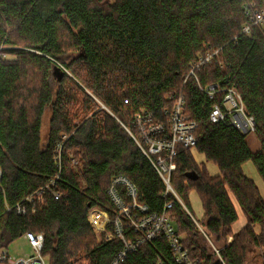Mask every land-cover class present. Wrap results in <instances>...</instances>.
Wrapping results in <instances>:
<instances>
[{
	"label": "trees",
	"instance_id": "1",
	"mask_svg": "<svg viewBox=\"0 0 264 264\" xmlns=\"http://www.w3.org/2000/svg\"><path fill=\"white\" fill-rule=\"evenodd\" d=\"M247 5L262 10L264 0H0V248L31 232L44 236L48 264H112L125 244L112 224L106 230L114 237L98 242L89 212L97 207L116 218L107 191L111 178L124 176L151 213L174 203L170 219L193 258L247 264L250 248L264 246V197L244 170L252 163L264 183V26L252 25ZM215 52L196 71L198 80L191 77V64ZM56 65L72 76L55 78L53 87ZM213 85L219 91L210 99L203 90ZM232 87L255 121L257 152L248 135L209 119ZM180 98L198 124V144L178 147L171 179L185 207L166 196V184L130 133L138 137L135 116L142 109L167 124ZM195 153L219 175H209ZM192 192L202 220L191 211ZM233 199L246 218L239 232ZM18 206L27 214L18 215ZM203 234L215 239L219 254L203 246ZM124 236L130 243L142 237L127 226ZM168 246L163 238L148 241L123 264L160 258L174 264Z\"/></svg>",
	"mask_w": 264,
	"mask_h": 264
},
{
	"label": "built area",
	"instance_id": "2",
	"mask_svg": "<svg viewBox=\"0 0 264 264\" xmlns=\"http://www.w3.org/2000/svg\"><path fill=\"white\" fill-rule=\"evenodd\" d=\"M246 10L252 25L264 26V8L254 11V5H247ZM250 30L251 25L245 26L243 33L250 34ZM216 55L217 52L209 53L198 62L191 64L190 76L198 80L196 71L202 64L211 63ZM218 89L217 85H213L203 91L210 99H214L219 91ZM184 107V99L180 98L170 113V119L167 124L154 121V117L148 109H142L135 116V127L138 131V137L130 131L131 136L135 138L137 144L166 184V196L170 193L173 194L183 206V202L176 192L173 191L174 189L171 185L172 174L177 169L175 159L178 156V147L189 149L196 147L198 144L196 136L198 124L185 115ZM209 119L214 124L232 125L243 135L254 133L256 129L255 121L247 115L241 95L235 87L226 90L223 108L219 105L212 107ZM57 159L60 160V156ZM111 179V185L107 194L117 208V214L116 218L111 220L109 215L104 212L107 215V221L100 229L105 231L106 240L109 241L114 235L112 232L106 230V226L107 224H112L116 233L115 235L125 244L124 250L116 257L112 264L125 263L127 255L130 252H136L138 247L148 241L162 238L169 242L168 247L171 251L174 264H202L198 259L193 258L190 251L184 247L176 228L172 224L169 210L173 208L174 203L165 204L164 210L161 213H151L147 206L138 203L137 187L128 178L114 176ZM1 180L2 172L0 168V182ZM54 185L55 180H51L46 189L51 190ZM42 192H44V189L40 190L37 195H41ZM52 195L56 200L60 198V195L56 191ZM26 209L25 206H18V215H26ZM97 215L99 216V214ZM99 219L100 221L102 220L100 217ZM89 222L98 228L90 218ZM125 226L131 228L137 234H141L142 237L137 242H127L124 236ZM201 231L203 232L202 229ZM43 237L42 234L26 233L23 238L27 240L32 251L23 256L12 255L8 250L9 246L0 248V264H47V258L42 252L45 245V238ZM215 252L219 254L217 249H215ZM157 262L158 264H165L161 258Z\"/></svg>",
	"mask_w": 264,
	"mask_h": 264
},
{
	"label": "rangeland",
	"instance_id": "3",
	"mask_svg": "<svg viewBox=\"0 0 264 264\" xmlns=\"http://www.w3.org/2000/svg\"><path fill=\"white\" fill-rule=\"evenodd\" d=\"M111 1H115V0H111ZM64 58H65V61L69 63V60H68L69 58L67 56ZM68 74L70 76H72V74L70 72H68ZM53 78L54 79H51L50 82H51L52 86L55 87L56 86V79H55V77H53ZM50 109H51L50 107L46 109V112H45L44 118H43V124H41L44 140H45V138H47V134H48L49 129H50V121H51V115H52ZM246 141H247L249 147L251 148V150L253 152H257L261 148L260 141L257 139V137L254 133L248 134V136L246 137ZM194 155H195L196 161L199 164H201V163L206 164L209 175H212V176L219 175V169L217 166H215L213 163H207L205 161V158L203 156H200L197 153H195ZM244 170H245V174L260 187V189L262 191V195L264 197V183H263V180L260 177V175L257 173V170L255 169L254 165L252 163H248L244 166ZM190 201H191V211L193 213V216H195V218H197L198 220H202L204 212H203L201 201H200L199 196L196 192L191 193ZM233 202H234V204L237 208V211L239 213V216H240L238 223L234 226V232H236V231L239 232L241 230V228L246 224V218L241 213L235 199H233ZM186 210H187V208H186ZM103 212L104 211H102L101 209H99L97 207L92 208L89 212L91 220L98 227V228H96L92 224V226L94 228L96 240L98 242H101L103 239L106 240L105 231H102L100 229L106 222V217L102 216ZM97 214H99V216ZM99 217L102 218L101 221H100ZM199 230H201V229L199 228ZM203 236H204L202 238L203 239L202 240L203 246L207 247L211 254L216 253L215 247L219 248V245L215 242V239L212 238V241H211L210 239L208 240V238L205 236V234H203ZM231 241H232V237H230V239H229V242H231ZM212 242H214V243H212ZM262 242H264V240ZM8 250L14 256H23L25 254L31 253V251H32L31 247L29 246V243L23 237L16 240L13 243H11L10 246L8 247ZM263 258H264V246L263 245L257 246V247L254 246V247H251L249 252L247 253L246 262H247V264H262ZM47 264H48V259H47Z\"/></svg>",
	"mask_w": 264,
	"mask_h": 264
},
{
	"label": "water",
	"instance_id": "4",
	"mask_svg": "<svg viewBox=\"0 0 264 264\" xmlns=\"http://www.w3.org/2000/svg\"><path fill=\"white\" fill-rule=\"evenodd\" d=\"M65 73H68L63 67L56 65L54 67L53 76L58 80H62Z\"/></svg>",
	"mask_w": 264,
	"mask_h": 264
},
{
	"label": "bare ground",
	"instance_id": "5",
	"mask_svg": "<svg viewBox=\"0 0 264 264\" xmlns=\"http://www.w3.org/2000/svg\"><path fill=\"white\" fill-rule=\"evenodd\" d=\"M102 216H105L106 217V221H107V215L104 212L102 213Z\"/></svg>",
	"mask_w": 264,
	"mask_h": 264
},
{
	"label": "crops",
	"instance_id": "6",
	"mask_svg": "<svg viewBox=\"0 0 264 264\" xmlns=\"http://www.w3.org/2000/svg\"><path fill=\"white\" fill-rule=\"evenodd\" d=\"M240 211H241V210H240ZM241 213H242V212H241ZM238 214H239V213H238ZM243 216H244V215H243ZM90 219H91V218H90ZM239 219H240V216H239ZM244 226H245V225H244ZM244 226H243V227H244Z\"/></svg>",
	"mask_w": 264,
	"mask_h": 264
}]
</instances>
